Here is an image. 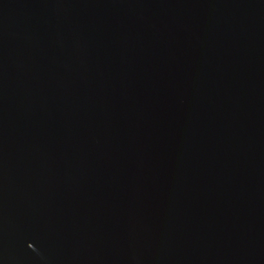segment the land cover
Segmentation results:
<instances>
[{"label":"water","instance_id":"1","mask_svg":"<svg viewBox=\"0 0 264 264\" xmlns=\"http://www.w3.org/2000/svg\"><path fill=\"white\" fill-rule=\"evenodd\" d=\"M0 264H264V0H0Z\"/></svg>","mask_w":264,"mask_h":264}]
</instances>
